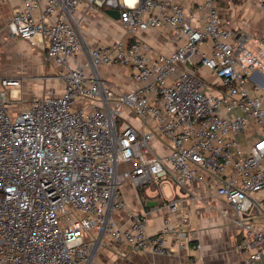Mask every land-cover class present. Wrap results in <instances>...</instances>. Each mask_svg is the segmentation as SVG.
Here are the masks:
<instances>
[{
    "label": "built area",
    "instance_id": "obj_1",
    "mask_svg": "<svg viewBox=\"0 0 264 264\" xmlns=\"http://www.w3.org/2000/svg\"><path fill=\"white\" fill-rule=\"evenodd\" d=\"M22 2L8 35L45 50L64 89L12 110L22 81L0 74V264H103L102 246L120 256L128 247L171 254L166 234L179 245L199 238L189 211L177 227L166 218L162 231L148 233L147 212L123 196L127 181L155 190L168 213L185 200L177 186L203 185L230 206L232 214L222 212L239 229L245 264H264L263 36L232 27L218 0L194 12L179 0ZM94 7L118 9L124 35L88 46L82 26ZM161 27L178 34L171 53L140 37ZM114 63L128 68L131 89L100 75Z\"/></svg>",
    "mask_w": 264,
    "mask_h": 264
},
{
    "label": "crops",
    "instance_id": "obj_2",
    "mask_svg": "<svg viewBox=\"0 0 264 264\" xmlns=\"http://www.w3.org/2000/svg\"><path fill=\"white\" fill-rule=\"evenodd\" d=\"M5 1L10 13L9 21L14 11L23 8V2L22 0ZM203 1L205 0H179L191 12L195 11L197 3ZM218 6L220 13L225 19L230 21L232 27L261 35L264 38V12L260 9L256 0H218ZM85 12L84 8L78 11L79 15ZM7 23L5 32L3 31L2 33L6 36L5 39L9 37ZM124 33L125 30L122 25L116 19L107 15L102 9L94 7L85 15L82 34L88 46H95L100 42H113L123 36ZM177 36L178 34L170 27L140 32L142 39L153 44L164 53H171L176 49L178 45ZM9 39H11V45L14 44L15 39L19 41L15 43L16 51L12 53L11 59L14 58L13 60H17V62L22 59H32L31 61L35 63L34 65H37V68H34L33 72L30 73L35 76L44 75L41 78L43 80L33 89V95L44 93L51 88H55L58 93H61L64 89V83L57 76L58 69L53 61H49L51 68L47 73L43 72L47 65L34 54L36 50L44 53L45 50L24 39L10 37ZM55 69H57L56 72ZM99 71L104 79L121 90H129L133 87L129 70L124 65L119 63L103 65ZM15 72L17 76L21 77H25L28 74L24 70ZM1 73H5V70H2ZM33 95L26 99H30ZM25 100L17 102L15 107L20 108L25 103ZM146 190L142 189L141 192L128 181L122 185L125 200V196H127L128 198L130 197L132 202V206L129 208L138 212H147L146 228L148 233L153 234L162 231L166 226V218L169 219L171 227H177L181 222V212L189 211L188 228L196 230L199 238L184 240L182 245H179L175 234L168 233L165 236L164 243L173 249L171 254H160L149 248L133 249L128 247L122 256L112 250L108 251V255H106L108 257L105 258V261L101 260L103 264H192L194 262H202L204 264H245L243 253L236 248L240 238L239 229L222 212L227 209L229 214H232L230 206L224 200L209 198L206 194V189L199 183H192L183 188L177 186L176 192L184 197L185 200L180 210L168 213L159 204L147 205L148 201H156L157 196L156 194H147ZM194 194L202 196V199L200 201L195 200L192 197ZM116 215L119 222L123 224L128 222L129 216L126 210H119ZM198 242H201L200 248H197Z\"/></svg>",
    "mask_w": 264,
    "mask_h": 264
},
{
    "label": "rangeland",
    "instance_id": "obj_3",
    "mask_svg": "<svg viewBox=\"0 0 264 264\" xmlns=\"http://www.w3.org/2000/svg\"><path fill=\"white\" fill-rule=\"evenodd\" d=\"M10 16V13L8 12V6L5 0H0V74L1 75H8V76H12V77H18L21 79L22 81V86L20 89L14 91L13 96L14 98H16L15 102H13V104L11 105V109L14 110L13 108L17 105V102L19 101H23V99L25 100L26 98H28L29 96L33 95V89L35 88V86L39 85V82L43 79H41L42 77H44V75L41 76H35L33 73L34 68H37V65H34L35 63L32 62V59H22L20 62H17V60H13L14 58L11 59V55L12 53H14V51H16V46L15 43L19 42L17 39H15L16 41L14 42L13 45L10 44L11 39H5L6 36H4L3 31L5 30L6 27V23L8 21V17ZM5 32V31H4ZM4 37H3V36ZM12 38V37H10ZM35 50V49H33ZM34 54L41 58V61L46 64V69L43 72H46L51 68L50 67V62L49 60L46 58L45 53L42 51H34ZM54 63V62H53ZM55 67H57V65L54 63ZM49 67V68H48ZM24 70L27 71V76L25 77H21V76H17L16 72L17 70ZM2 70H5V73H1ZM57 69H55L56 72ZM11 71V72H10ZM28 100V99H26ZM21 103V102H20ZM22 107V106H21ZM20 107V108H21ZM15 109H18L17 107H15ZM123 114L126 116H131L132 120H134L133 118V112L132 110H130L127 107H124L122 110ZM166 193L168 196H171V191L168 185H166L164 187ZM147 194H156L155 190H152L151 188H147L146 190ZM131 195V194H130ZM126 197V202L128 203V206L131 207L132 206V202L130 201V197L128 198ZM132 197V195H131ZM90 239V236L89 238ZM108 251L110 252V248L108 246H102V249L99 253V258L100 260L105 261V258H107L108 256Z\"/></svg>",
    "mask_w": 264,
    "mask_h": 264
},
{
    "label": "water",
    "instance_id": "obj_4",
    "mask_svg": "<svg viewBox=\"0 0 264 264\" xmlns=\"http://www.w3.org/2000/svg\"><path fill=\"white\" fill-rule=\"evenodd\" d=\"M105 13L109 16H111L113 19L118 20L120 16V11L118 9H113V8H106L104 9ZM159 202L156 201H148L147 205H157Z\"/></svg>",
    "mask_w": 264,
    "mask_h": 264
},
{
    "label": "trees",
    "instance_id": "obj_5",
    "mask_svg": "<svg viewBox=\"0 0 264 264\" xmlns=\"http://www.w3.org/2000/svg\"><path fill=\"white\" fill-rule=\"evenodd\" d=\"M141 192H142V189H141Z\"/></svg>",
    "mask_w": 264,
    "mask_h": 264
}]
</instances>
